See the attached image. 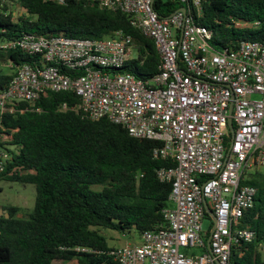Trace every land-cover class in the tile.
Here are the masks:
<instances>
[{
  "label": "built area",
  "instance_id": "obj_1",
  "mask_svg": "<svg viewBox=\"0 0 264 264\" xmlns=\"http://www.w3.org/2000/svg\"><path fill=\"white\" fill-rule=\"evenodd\" d=\"M87 1L128 14L154 42L156 71L139 77L120 70L134 55L133 38L122 29L102 37L22 33L1 46L19 47L36 59L16 65L0 83V113L14 111L19 101L33 108L48 90H73L83 117H105L133 136L156 140L153 155L172 162L156 169L171 182L163 223L144 229L139 241L109 250L103 264H230L232 245L254 237L239 220L256 187L242 180L249 171L264 170V36L213 46L212 31L194 17L206 0H178L184 10L167 15L158 13L155 0ZM6 157L2 148L0 169Z\"/></svg>",
  "mask_w": 264,
  "mask_h": 264
},
{
  "label": "trees",
  "instance_id": "obj_2",
  "mask_svg": "<svg viewBox=\"0 0 264 264\" xmlns=\"http://www.w3.org/2000/svg\"><path fill=\"white\" fill-rule=\"evenodd\" d=\"M15 1L21 9L13 16L9 0H0L2 84L16 65L36 59L19 47L1 46L22 33L102 37L122 29L133 38L134 55L120 70L146 77L157 69L153 40L124 11L87 0ZM181 4L154 1L162 15ZM194 17L212 31L215 47L264 36V0H206ZM79 102L73 90H48L33 101V108L19 101L14 111L0 113V133L9 135L6 140L0 135V150L9 152L0 179L29 182L35 188L26 216L16 215L18 205L1 206L8 216L0 213V264H64L71 259L75 264H103L116 246L100 227L139 235L163 223L161 209L168 203L171 182L161 180L156 169L172 162L153 155L156 140L133 136L105 117H83ZM242 182L256 187L252 205L239 220L254 230V237L232 245L230 264H264V170L249 171ZM203 237L206 241L207 231Z\"/></svg>",
  "mask_w": 264,
  "mask_h": 264
},
{
  "label": "rangeland",
  "instance_id": "obj_3",
  "mask_svg": "<svg viewBox=\"0 0 264 264\" xmlns=\"http://www.w3.org/2000/svg\"><path fill=\"white\" fill-rule=\"evenodd\" d=\"M1 6V4H0ZM1 9V8H0ZM8 10L15 11L13 16H16L21 7L15 0H9ZM7 70L6 67H4ZM35 188L32 183H23L17 180L0 179V206L4 205H18L20 206L17 216H26V213L31 210L34 203ZM209 224V219L204 218L202 220V227L205 229ZM99 231L103 233L109 242L114 246H122L127 242L139 241L138 233L135 230L130 232H121L116 229L100 227ZM192 251L199 252V248H192ZM64 264H75L76 260H65Z\"/></svg>",
  "mask_w": 264,
  "mask_h": 264
},
{
  "label": "water",
  "instance_id": "obj_4",
  "mask_svg": "<svg viewBox=\"0 0 264 264\" xmlns=\"http://www.w3.org/2000/svg\"><path fill=\"white\" fill-rule=\"evenodd\" d=\"M178 9L184 10V7H183V6H180ZM229 125H231V121H230V120H229ZM204 206H205L207 212H208V213L214 218V215L212 214L211 210H210L209 207L207 206V202H206V201H204ZM2 211L5 212V209H4V208H0V213H2ZM4 215L7 217V216H8V213L5 212ZM209 239H210V237L208 236L207 239H206V246H207L208 249H210V242H209Z\"/></svg>",
  "mask_w": 264,
  "mask_h": 264
},
{
  "label": "crops",
  "instance_id": "obj_5",
  "mask_svg": "<svg viewBox=\"0 0 264 264\" xmlns=\"http://www.w3.org/2000/svg\"><path fill=\"white\" fill-rule=\"evenodd\" d=\"M0 208H2V207L0 206Z\"/></svg>",
  "mask_w": 264,
  "mask_h": 264
}]
</instances>
